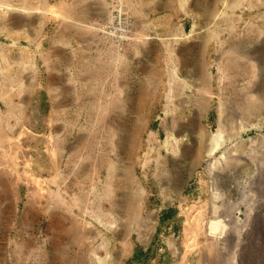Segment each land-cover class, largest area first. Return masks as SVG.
Listing matches in <instances>:
<instances>
[{
  "label": "rangeland",
  "instance_id": "1",
  "mask_svg": "<svg viewBox=\"0 0 264 264\" xmlns=\"http://www.w3.org/2000/svg\"><path fill=\"white\" fill-rule=\"evenodd\" d=\"M258 121L264 0H0V264H264Z\"/></svg>",
  "mask_w": 264,
  "mask_h": 264
},
{
  "label": "bare ground",
  "instance_id": "2",
  "mask_svg": "<svg viewBox=\"0 0 264 264\" xmlns=\"http://www.w3.org/2000/svg\"><path fill=\"white\" fill-rule=\"evenodd\" d=\"M239 2V0H238ZM243 2V1H242ZM240 5H241V2H240ZM252 65V64H251ZM252 68V66H251ZM253 69V68H252ZM253 76V75H252ZM256 76V75H255ZM250 78V77H249ZM255 78V77H254ZM263 93V92H262ZM261 92L259 91H249L246 96H245V102L243 105V111L245 112V116H251V115H258V114H261V110H262V103H261V99H263V97H258V95H260ZM252 117V116H251ZM258 117V116H257ZM249 118V117H247ZM259 120V119H258ZM264 121H258V123L255 124V127L257 128H260L262 127ZM223 142V135H222V131H220L214 138H213V143H212V148H211V153L215 152L222 144ZM227 157V155H226ZM230 157V156H229ZM229 160V158H227ZM232 159V157L230 158ZM234 159V158H233ZM230 161V160H229ZM216 165V163L214 164ZM108 186V185H107ZM106 186V187H107ZM106 192V191H105ZM109 193V192H107ZM111 193V192H110ZM109 193V194H110ZM106 194V193H105ZM108 196V195H107ZM247 208H250L249 210V213L247 215V219H246V222H242V220L239 218L238 215L236 214H232L230 215V222L233 223L235 226H238V225H242L243 227H246L247 226V223H249V220H250V217L253 215L252 213V209L253 207L248 205L247 204ZM245 230L242 228L241 232L238 233L237 235V239H240L241 238V233H243ZM211 237H213L214 239H218L220 237V233L219 232H211L210 234ZM231 238H234V235L233 237L230 236Z\"/></svg>",
  "mask_w": 264,
  "mask_h": 264
},
{
  "label": "built area",
  "instance_id": "3",
  "mask_svg": "<svg viewBox=\"0 0 264 264\" xmlns=\"http://www.w3.org/2000/svg\"><path fill=\"white\" fill-rule=\"evenodd\" d=\"M105 29V30H104ZM102 32L110 38L127 40L133 34V23L130 18L123 17L119 12L112 13L103 26Z\"/></svg>",
  "mask_w": 264,
  "mask_h": 264
},
{
  "label": "crops",
  "instance_id": "4",
  "mask_svg": "<svg viewBox=\"0 0 264 264\" xmlns=\"http://www.w3.org/2000/svg\"><path fill=\"white\" fill-rule=\"evenodd\" d=\"M98 1V0H97ZM102 1H104V0H102Z\"/></svg>",
  "mask_w": 264,
  "mask_h": 264
}]
</instances>
